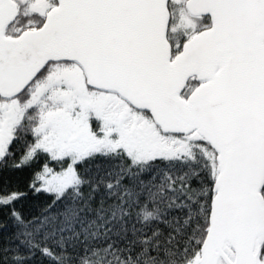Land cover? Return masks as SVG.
<instances>
[{
	"label": "snow or ice",
	"instance_id": "1",
	"mask_svg": "<svg viewBox=\"0 0 264 264\" xmlns=\"http://www.w3.org/2000/svg\"><path fill=\"white\" fill-rule=\"evenodd\" d=\"M21 139L61 168L38 216L0 187L6 264H264V0H0V162Z\"/></svg>",
	"mask_w": 264,
	"mask_h": 264
},
{
	"label": "trees",
	"instance_id": "2",
	"mask_svg": "<svg viewBox=\"0 0 264 264\" xmlns=\"http://www.w3.org/2000/svg\"><path fill=\"white\" fill-rule=\"evenodd\" d=\"M27 139L30 142L31 136L27 137ZM12 151L14 152V156L9 157L4 162H0V187H8L10 190H18L23 193V198L15 204L16 209L22 212L27 218L38 216L46 206L52 203L53 195L45 191L36 192L30 187V185L35 179L36 174L41 172L45 163L56 171L60 170L61 165L57 162L51 161L44 154H40L29 165L21 168H14L12 165L19 162L24 151V139L16 142L12 147ZM110 163L112 162L106 161L102 158L89 159L86 162H80L78 168L79 171L86 175H95L97 169H107ZM145 179H147V176H145ZM125 182L127 183V181ZM192 184L195 185L194 180L192 181ZM41 186V182L38 181L36 187ZM85 191H87V189H85ZM98 201L99 196L97 195L96 199L93 201V208L97 207ZM108 202L111 203V201ZM57 206L60 207L61 205L58 204ZM8 213L9 209H0V248L15 246L18 243L17 241L10 240L15 228L12 220L9 219ZM173 217H182V213L177 209L169 210L168 212L167 218L172 220L173 226H176L178 222L173 220ZM179 223L182 224V220ZM131 226L130 223L128 227L131 228ZM136 227L143 228L148 235H150L156 228L161 230V259L164 258V246L170 247L172 251H175L177 248L181 251L183 250L186 238L182 234H175L173 227H168L163 223H157L155 221L149 225L136 223ZM77 230H79V228H77ZM170 233L176 236V240L173 241L171 245H168L167 241ZM129 236H131V232H129ZM49 246L54 247L51 241L49 242ZM56 251L61 252V249L57 248ZM62 254L65 257L64 264H78V254H83V246L80 245L74 247L73 245L68 244L65 246ZM8 255L10 256L11 253H8ZM152 255H156V253L153 251ZM0 264H6L3 253H0ZM29 264H52V262L49 259L42 257L40 253L37 252L35 257L29 261Z\"/></svg>",
	"mask_w": 264,
	"mask_h": 264
},
{
	"label": "rangeland",
	"instance_id": "3",
	"mask_svg": "<svg viewBox=\"0 0 264 264\" xmlns=\"http://www.w3.org/2000/svg\"><path fill=\"white\" fill-rule=\"evenodd\" d=\"M59 171V170H58Z\"/></svg>",
	"mask_w": 264,
	"mask_h": 264
}]
</instances>
